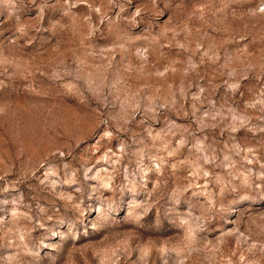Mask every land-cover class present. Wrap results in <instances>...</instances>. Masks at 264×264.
Here are the masks:
<instances>
[{"label":"rangeland","instance_id":"rangeland-1","mask_svg":"<svg viewBox=\"0 0 264 264\" xmlns=\"http://www.w3.org/2000/svg\"><path fill=\"white\" fill-rule=\"evenodd\" d=\"M0 264H264V0H0Z\"/></svg>","mask_w":264,"mask_h":264}]
</instances>
